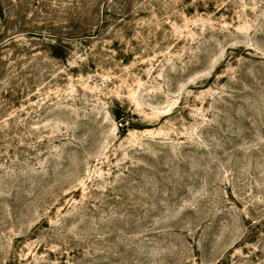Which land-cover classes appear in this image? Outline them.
I'll return each instance as SVG.
<instances>
[{"label": "rangeland", "instance_id": "1", "mask_svg": "<svg viewBox=\"0 0 264 264\" xmlns=\"http://www.w3.org/2000/svg\"><path fill=\"white\" fill-rule=\"evenodd\" d=\"M0 264H264V0H0Z\"/></svg>", "mask_w": 264, "mask_h": 264}, {"label": "trees", "instance_id": "2", "mask_svg": "<svg viewBox=\"0 0 264 264\" xmlns=\"http://www.w3.org/2000/svg\"><path fill=\"white\" fill-rule=\"evenodd\" d=\"M58 45H54V46H52L51 48L52 49H56V47H57ZM54 56H56V55H54ZM57 57V56H56Z\"/></svg>", "mask_w": 264, "mask_h": 264}]
</instances>
